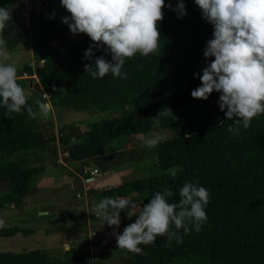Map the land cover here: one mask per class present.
Masks as SVG:
<instances>
[{"label": "trees", "instance_id": "16d2710c", "mask_svg": "<svg viewBox=\"0 0 264 264\" xmlns=\"http://www.w3.org/2000/svg\"><path fill=\"white\" fill-rule=\"evenodd\" d=\"M38 1L49 2L48 8L57 9L60 20L52 21L47 11L40 10L22 20L25 0H0V6L11 13L0 33L6 49L12 51L28 40L32 51L31 62L17 70V83L27 97L25 108L13 113L0 106V211L22 209L24 199L45 171L42 166H25L18 154L46 149L54 140L44 137L52 125L40 128L27 112L29 107L33 110L32 98L26 93V79L20 77L33 76L40 102H47L50 110L129 107L123 115L110 116L88 130H61L58 142L65 163L80 162L83 169L92 160L106 172L109 166L103 157L110 139L127 137L126 146L134 148L144 145V140L134 136L166 129L173 132L172 139L156 143L153 150L160 175L88 191L99 200L127 198L135 206L126 208H136L129 212L130 222L151 195L165 187L173 192L169 203H178L179 188L186 181H195L209 191L207 222L199 231L184 234L181 229L179 243L167 234L157 236L155 242L139 245L141 254L130 253L121 264H264V114L254 117L247 129L241 127L238 134L230 135L227 127L231 121L218 108L219 93L211 92L206 100L190 96L200 85L202 69L213 59L203 57L213 27L202 19L193 0H183L187 14L180 18L173 11L177 0H164L171 7L161 9L155 54L126 59L121 69L127 73L124 79L110 73L101 79L91 78L84 65H92L99 56L110 61L111 55L104 52V46L97 50L93 45L92 59L84 60L83 53L93 42L83 33L73 35L61 22L70 13L59 0ZM71 139L77 142L69 144ZM30 232L17 226L0 227V238ZM86 257L87 246L63 250L56 256L44 249L2 251L0 264H85Z\"/></svg>", "mask_w": 264, "mask_h": 264}, {"label": "clouds", "instance_id": "9594fccd", "mask_svg": "<svg viewBox=\"0 0 264 264\" xmlns=\"http://www.w3.org/2000/svg\"><path fill=\"white\" fill-rule=\"evenodd\" d=\"M193 2L200 9L202 19L213 27L211 39L203 49V57L213 59L202 69L200 85L191 90L190 96L206 100L211 92L219 93L218 108L231 121L227 131L235 135L241 127L247 129L254 117L264 114V0ZM59 3L70 13L61 18L70 33H83L93 42L82 58L92 59L93 45L97 50L104 46V52L111 55L110 61L99 56L92 65H84L93 79L109 73L113 78L124 79L127 73L121 69L126 59L136 54L142 57L155 54L160 39L157 22L163 17L161 9L171 7L164 0H59ZM173 11L177 18L187 14L183 0H177ZM10 18V11L0 6V33ZM9 55L0 35V106L8 112L20 113L27 97L25 89L17 83L16 63L9 60ZM196 75L193 73L194 78ZM37 103L38 109L33 111L29 107L28 115L46 116L48 106ZM156 142L150 139L147 144L152 146ZM178 194V203H169L168 198L173 196L171 189L165 187L154 192L134 222L119 234L115 232L120 225L119 213L126 207H134L131 201L125 197H104L94 205L93 211L101 225L115 226L112 234L118 248L141 254L139 245L151 244L157 236L167 234L170 240L175 238L179 243L181 229L184 234L199 231L207 222L205 209L210 194L205 187L186 181Z\"/></svg>", "mask_w": 264, "mask_h": 264}, {"label": "rangeland", "instance_id": "374dc122", "mask_svg": "<svg viewBox=\"0 0 264 264\" xmlns=\"http://www.w3.org/2000/svg\"><path fill=\"white\" fill-rule=\"evenodd\" d=\"M48 7L49 2L43 4L38 0H25V10L21 19L25 20L32 11L44 10L48 12L47 17L52 21L60 20L58 10ZM30 45L28 40H24L16 49L7 50L10 54L9 60L15 61L19 71L24 64H29L32 60ZM20 78L26 79V93L32 98V107L36 111L37 102H40V89L36 87L38 84L35 81H31L35 77L22 75ZM128 108L122 106L107 111H76L72 108L50 110L49 108L50 111L46 116L35 118L40 128L52 125L50 131L44 133V137L54 140L46 149L23 152L18 154L17 158L24 160L25 166L44 167V174L24 199L22 209L0 211V221H3L0 227L17 226L21 231L31 232L26 235L18 233L11 238H0V252L17 253L44 249L51 256H56L62 253L65 246H75L80 243L79 248L87 246L89 264H121L129 257L130 252L116 246L115 236L112 234L115 226L101 225L100 219L95 217L94 205L100 200L88 191L111 188L133 178L160 175L161 171L153 152L156 144L149 146L147 141L155 139L156 143L166 142L173 138V132L166 129L134 136L136 139L144 140L143 146L134 148L126 146L127 137L110 139L106 146L108 152L103 157L109 166L106 172L92 160L87 161L83 169L80 162L65 163L58 142L61 130L76 127L77 130L85 131L110 116L123 115ZM74 142L77 140L71 139L69 144ZM125 152L128 154L124 155ZM102 160L101 162L105 164ZM134 210L136 208H125L119 213L120 225L115 228L117 234L132 223L128 216L129 212ZM187 264H203V262Z\"/></svg>", "mask_w": 264, "mask_h": 264}, {"label": "water", "instance_id": "95a60500", "mask_svg": "<svg viewBox=\"0 0 264 264\" xmlns=\"http://www.w3.org/2000/svg\"><path fill=\"white\" fill-rule=\"evenodd\" d=\"M42 13H44V10H40ZM48 107H49V105L48 104H46ZM85 239H87V238H85ZM80 247V243L79 244H76L75 246L73 245V246H65L64 247V250L66 251V250H70V249H75V248H79ZM84 263L85 264H89L90 263V259H89V257H86V258H84Z\"/></svg>", "mask_w": 264, "mask_h": 264}, {"label": "built area", "instance_id": "2783aa9c", "mask_svg": "<svg viewBox=\"0 0 264 264\" xmlns=\"http://www.w3.org/2000/svg\"><path fill=\"white\" fill-rule=\"evenodd\" d=\"M40 63H44V61H40ZM24 77H26V75H24ZM94 172H96V170H94ZM88 180V179H87Z\"/></svg>", "mask_w": 264, "mask_h": 264}, {"label": "crops", "instance_id": "0c3cea01", "mask_svg": "<svg viewBox=\"0 0 264 264\" xmlns=\"http://www.w3.org/2000/svg\"><path fill=\"white\" fill-rule=\"evenodd\" d=\"M46 104H48V103H46ZM50 106V105H49ZM48 178V177H47Z\"/></svg>", "mask_w": 264, "mask_h": 264}]
</instances>
